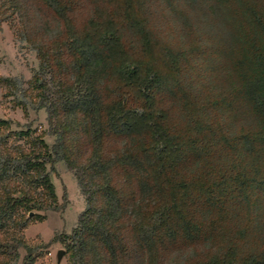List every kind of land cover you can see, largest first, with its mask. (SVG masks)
Wrapping results in <instances>:
<instances>
[{
	"label": "trees",
	"instance_id": "16d2710c",
	"mask_svg": "<svg viewBox=\"0 0 264 264\" xmlns=\"http://www.w3.org/2000/svg\"><path fill=\"white\" fill-rule=\"evenodd\" d=\"M3 22L55 139L0 117V264H50L25 230L60 161L86 204L66 264H264V0H0Z\"/></svg>",
	"mask_w": 264,
	"mask_h": 264
},
{
	"label": "rangeland",
	"instance_id": "374dc122",
	"mask_svg": "<svg viewBox=\"0 0 264 264\" xmlns=\"http://www.w3.org/2000/svg\"><path fill=\"white\" fill-rule=\"evenodd\" d=\"M38 66L39 60L35 49L17 38L9 24L0 23V75L19 80L22 89L20 88L13 98L16 101L21 100L25 105L23 108L15 106L10 101L3 102L0 89V117L11 120L14 128L29 126L37 133H42L47 144L51 146L55 138L49 133L46 111L32 108L22 96V90L28 87V82ZM54 168L51 179L58 198V208L43 212L44 221L30 224L25 230V237L28 239L38 237L49 244L47 250L50 264H66L64 255L59 262L57 261L58 251H64V248L58 241H53V237L71 233L86 204L74 174L66 164L60 161Z\"/></svg>",
	"mask_w": 264,
	"mask_h": 264
},
{
	"label": "water",
	"instance_id": "95a60500",
	"mask_svg": "<svg viewBox=\"0 0 264 264\" xmlns=\"http://www.w3.org/2000/svg\"><path fill=\"white\" fill-rule=\"evenodd\" d=\"M64 255V251L63 250H59L57 253V261L59 262L61 260V258Z\"/></svg>",
	"mask_w": 264,
	"mask_h": 264
}]
</instances>
